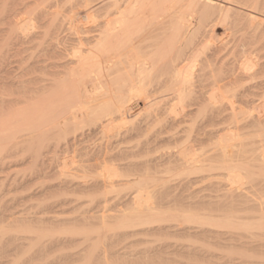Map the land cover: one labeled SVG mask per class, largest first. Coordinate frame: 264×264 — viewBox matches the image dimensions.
Listing matches in <instances>:
<instances>
[{"label":"bare ground","instance_id":"bare-ground-1","mask_svg":"<svg viewBox=\"0 0 264 264\" xmlns=\"http://www.w3.org/2000/svg\"><path fill=\"white\" fill-rule=\"evenodd\" d=\"M18 1L30 8L18 22L22 31L39 22L48 38L33 65L40 75L36 101L11 112L17 119H0V135L11 143V132L28 131L40 147L50 141V169L62 191L120 197L113 208L99 206L80 218L62 217L63 204L22 210L13 218L21 225L20 264H41L53 249L81 246L89 232L113 243L195 239L257 253L264 264V145L246 150L232 144L239 136L231 128L214 130L226 114H248L244 128H264L263 83L244 86L264 74V0ZM65 5L82 13L65 17ZM218 25L224 30L216 45ZM241 30L239 41L234 34ZM232 34L234 46L251 51L242 46V56H234ZM239 96L253 102L237 107ZM51 225L63 236L41 241L40 229ZM84 255L80 249L53 264H78ZM216 257L162 241L135 253L102 249L93 264Z\"/></svg>","mask_w":264,"mask_h":264},{"label":"rangeland","instance_id":"rangeland-1","mask_svg":"<svg viewBox=\"0 0 264 264\" xmlns=\"http://www.w3.org/2000/svg\"><path fill=\"white\" fill-rule=\"evenodd\" d=\"M7 3H9V5ZM7 3L6 0L5 2L3 0H0V11H3L2 13L0 12V119H2L3 121L7 118V116H11L12 119L16 117L17 114H14L13 117L11 112H18L19 110L16 111L18 108L21 110V108L23 109L27 106L28 107L26 109H30V106L33 107L36 101L35 90L37 88L35 79H38V76H40L38 73L39 71L37 70L38 68L35 69V67H37L35 62L37 60L41 48L40 43L46 41L48 38V34L45 33L46 26H44V28L41 27L40 24L38 26L37 24L39 22L37 23L36 21L34 22H36L37 24L33 22V24H35L33 28H29L28 31H22L21 25L18 24V22L20 23L21 19L26 18V14L24 12L28 11V9L30 8L24 10L23 6H17L20 4L18 0H12V2L10 0L7 1ZM15 3H18L16 4L18 9H16V11L19 12L21 15L14 11L13 8H16L14 5ZM3 5H8L9 7L7 6L6 8H4L5 6L2 7ZM4 11L6 14L4 13ZM63 11L65 17H71L73 19L78 18L79 15L82 13L80 10L71 9L69 5H65L63 7ZM10 13L14 15L11 16ZM6 15H9L11 17L5 18L4 16ZM223 30L224 27L218 25L215 27L212 33V38L214 39L213 41L216 45L219 44L221 41L220 37L221 34H223ZM242 31L243 30L238 31L234 34V36L236 34L238 35V33H242V35H244V31ZM232 37L233 34L229 37L231 46H228L232 48H237L239 44L237 43L235 47L234 40L238 39L240 41V38L235 37V39L234 37ZM241 37L243 38V36ZM20 38L21 43L19 41ZM241 40L246 42V40L244 39ZM240 45H242V42H240ZM241 47L238 46L239 50L237 51H234V48L233 50L230 49L231 53L234 51L232 53L233 55L235 53L234 56H238L237 58L242 56L241 53L238 52L241 51ZM243 47V49L241 48L242 51L244 50V52H246L248 50L247 53L251 51L249 50L250 46H246V48L245 46ZM236 53H240V56L236 55ZM254 53L251 56L253 58L255 57L254 59L258 60L256 56L260 52L257 55L255 54V56ZM233 55L230 56V59L232 60L235 59L231 58L234 57ZM261 55L264 56V51L261 53ZM261 55L259 54L258 57L260 58V62L264 59L263 57V59L261 58ZM8 75L10 78L8 77ZM258 75L254 77L251 86L250 84H248L250 83V81L245 83L246 85L244 86H248V88L256 84V86H260L262 85V82L263 85L261 87H264V74H260L259 76ZM3 79H6L4 80L6 82H4ZM255 81L258 83H256ZM10 82H13L14 84ZM19 82H21L23 85ZM15 84L18 86L20 84L21 85L20 87H18ZM246 97L244 98L242 96L240 98L239 96L242 101L244 100L243 102L239 98H235V105L240 108H245V106L247 107V105H251L253 101H251L250 98H252L253 100V96H248L249 99L247 98V100L250 101H247ZM256 98L257 97H254V101L256 100ZM2 100L3 103H1ZM5 103L8 104L6 105ZM247 116L248 114H226L224 116H220L219 118H217V124L214 130L216 133H223V130L231 128V131H235V133L239 136L235 141H233L232 144L236 146H242L246 150H253L258 147H261L264 145V128H244V121ZM18 117H16V119ZM2 120H0V122ZM196 121V124L198 125L203 121L202 114H198ZM18 133L19 132H17V134L14 133L16 139H13L15 137H13L14 134H12L11 132V136L13 135L12 139L9 138L12 141L11 143H8L9 140L7 141V138L5 137L3 138H5L6 140L3 139V135H0V139H3L5 142L7 141L8 143L6 145L5 142L2 143L3 140H0L1 145H6L5 147L0 146V264H20V254L19 249L17 247V243L19 237L22 235L21 225L18 223V219L15 220L13 218H18L22 210L32 209L33 207L36 208L37 205H39V207L42 206L40 207L41 209L43 207H56L58 206V204H63L61 210L65 214L62 217L80 218L83 214L87 212L96 211L99 206L107 205L106 207H108L109 204L110 206L108 208H113L114 206L112 203L115 201V199L120 198H116V196L114 195L113 197L111 195L105 198L97 194H87L80 192L75 193L71 190L62 191L63 189H59L61 181L55 178L50 169L52 158L50 141L46 142L40 147L33 133V137H30L31 133H28V131L20 132V134ZM7 137H10V135ZM114 197L115 199L113 200ZM116 201L118 202V200ZM117 202L115 203L118 205L119 203ZM115 203L114 205L117 206ZM39 207L37 208L39 209ZM47 227L48 228L45 230L40 229V231L42 232L39 234L41 241H51L56 237L63 236L61 233H58V227L54 225ZM89 234H91L92 236L90 241L86 242L81 246L79 244H71L62 248L53 249L51 254L47 258L45 257L43 259L41 264H53L57 257L62 255L71 257V255L75 254L80 249L85 250V255L83 261L81 263L78 262V264H93V262L97 263L99 252H101L102 249L107 250L108 253L114 252L116 250L135 253L146 249H154L159 246L162 241L167 242L169 244L174 243L182 247H195L199 249L209 250L211 253L217 256L216 258L209 261H204L201 259L194 260L191 258H182L180 259V262L178 264H229V262L231 261L233 262V264H260L259 255L257 253L246 254L245 252L239 249H228L216 245H206L205 243H203V241L195 239L190 240L184 238H174L159 240L155 238H150L147 241L133 240L134 242L128 241L113 243L108 240L106 241L97 239L95 232H89ZM106 234H109V232H107ZM99 261V264H101L102 261ZM128 263L145 264L140 259L131 262L127 261L126 264Z\"/></svg>","mask_w":264,"mask_h":264}]
</instances>
